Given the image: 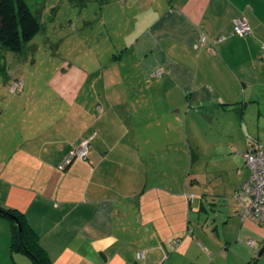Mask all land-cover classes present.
Returning <instances> with one entry per match:
<instances>
[{
	"label": "crops",
	"instance_id": "0c3cea01",
	"mask_svg": "<svg viewBox=\"0 0 264 264\" xmlns=\"http://www.w3.org/2000/svg\"><path fill=\"white\" fill-rule=\"evenodd\" d=\"M97 4L73 33L92 30L84 66L1 88L0 208L23 214L50 264H260L232 193L264 137V0ZM88 136L86 158L64 162ZM205 158L215 171L190 175ZM9 238L0 217V264H31Z\"/></svg>",
	"mask_w": 264,
	"mask_h": 264
},
{
	"label": "rangeland",
	"instance_id": "374dc122",
	"mask_svg": "<svg viewBox=\"0 0 264 264\" xmlns=\"http://www.w3.org/2000/svg\"><path fill=\"white\" fill-rule=\"evenodd\" d=\"M25 2L38 20L40 30L25 44L24 49L26 53L24 59L23 56L21 58L9 51L0 49V95L4 93L1 88L6 82L10 85L15 79L22 81L26 77L25 81L45 83L46 80L49 81L50 73L65 69L69 64L84 66L87 61V58H76V52L82 51V54H87L86 50L81 49H87L85 38L92 30L89 27H84L77 32L78 35H74L73 33L80 27L78 19H81V16L92 17L93 9L98 8L96 0H86L84 5L69 3L66 0H25ZM97 28L101 29V26L98 25ZM259 138L262 143V151L264 152V137L259 136ZM199 150L200 153L207 154L209 147H200ZM70 152L67 154H70ZM205 161L206 158L204 162L202 161L192 166L191 171L193 174H189L194 175L198 173L202 177L206 176L207 172V176L209 177L215 170H213L214 168L211 165H208V167ZM205 166L208 168H205ZM175 171L177 178L185 176V169H176ZM179 172H181L180 175ZM230 202H235L240 210L241 207L235 199L234 202L230 199ZM213 217L214 214L209 210L208 205H206V212L202 213L200 221L206 220L209 228L208 231L213 226ZM219 218L220 216H217L214 225H220L223 217ZM248 222L252 223V225H249L252 233L240 239L246 240L251 238L256 242V247L253 249L254 257H258L260 264H264V250L259 256L257 254L264 244L262 240L264 225H257L252 221Z\"/></svg>",
	"mask_w": 264,
	"mask_h": 264
},
{
	"label": "trees",
	"instance_id": "16d2710c",
	"mask_svg": "<svg viewBox=\"0 0 264 264\" xmlns=\"http://www.w3.org/2000/svg\"><path fill=\"white\" fill-rule=\"evenodd\" d=\"M69 3L82 4L86 0H66ZM98 3L104 2V0H96ZM239 18V17H238ZM245 20V19H244ZM246 21V20H245ZM248 24V23H247ZM249 26V24H248ZM233 28V21H232ZM244 37L251 31L249 26V32L245 35H237ZM40 30V24L35 15L29 9L25 0H0V49L9 51L14 55H18L23 59L25 58V44L38 33ZM262 53V51H261ZM260 53V59H262ZM19 80V79H15ZM22 85V83H21ZM22 87V86H21ZM21 87L14 93H18ZM91 136L80 138L87 139V152L88 145ZM78 142L76 144H78ZM87 156V153H86ZM86 158V157H85ZM240 212V210H239ZM0 217L4 218L10 230V238L8 250L10 253H22L26 255L31 264H50L47 255L37 242V235L32 228L26 222L23 214L16 209L12 208H0ZM20 224V232L17 231L16 221ZM175 241H179L178 238H174ZM177 244V243H176Z\"/></svg>",
	"mask_w": 264,
	"mask_h": 264
},
{
	"label": "built area",
	"instance_id": "2783aa9c",
	"mask_svg": "<svg viewBox=\"0 0 264 264\" xmlns=\"http://www.w3.org/2000/svg\"><path fill=\"white\" fill-rule=\"evenodd\" d=\"M247 22L242 18H235L233 20L232 32L237 35H245L249 32ZM203 41L202 38H200ZM264 59V48L261 53ZM157 74V73H156ZM21 87L20 80H14L8 86L10 92L14 93ZM87 153V139H81L70 154L67 155L65 161L71 157L84 159ZM242 160L244 166L249 170L247 179L238 185L233 193L232 198L235 199L240 205L239 218L241 221H252L257 225H264V152L258 141L249 142L245 150L242 152ZM62 166V165H61ZM191 194H186V199H191ZM177 241L172 240L175 246ZM247 243L250 247H255V242L248 239ZM137 258L143 257V252H137Z\"/></svg>",
	"mask_w": 264,
	"mask_h": 264
},
{
	"label": "water",
	"instance_id": "95a60500",
	"mask_svg": "<svg viewBox=\"0 0 264 264\" xmlns=\"http://www.w3.org/2000/svg\"><path fill=\"white\" fill-rule=\"evenodd\" d=\"M15 221H16L17 231L19 233L20 232V224H19V222H18V220L16 218H15ZM263 249H264V246H262V248L258 251V255L261 254V252L263 251Z\"/></svg>",
	"mask_w": 264,
	"mask_h": 264
}]
</instances>
